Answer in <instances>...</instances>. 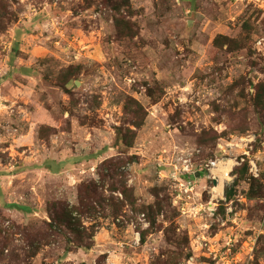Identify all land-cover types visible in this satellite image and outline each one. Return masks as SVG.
<instances>
[{"label":"rangeland","instance_id":"obj_1","mask_svg":"<svg viewBox=\"0 0 264 264\" xmlns=\"http://www.w3.org/2000/svg\"><path fill=\"white\" fill-rule=\"evenodd\" d=\"M127 1L0 0V229H38L94 182L92 247L62 238L29 264H264V0Z\"/></svg>","mask_w":264,"mask_h":264},{"label":"trees","instance_id":"obj_2","mask_svg":"<svg viewBox=\"0 0 264 264\" xmlns=\"http://www.w3.org/2000/svg\"><path fill=\"white\" fill-rule=\"evenodd\" d=\"M125 5L128 1L125 0ZM259 106L264 109V101L261 98H257ZM139 126L140 124H136ZM127 147H130L127 145ZM127 163L121 159H116L109 161L104 164L102 168L107 171L106 176H118V169L121 165ZM110 173V174H109ZM102 174V177H106ZM100 187L94 182H89L82 184L78 188V204L73 207H68L64 202L54 203L51 205L48 214L50 217V222H43L42 226L37 229L36 226H12L11 232L7 229H0V256L3 251L10 247L19 236V239L24 243V247L21 251L25 254L22 258L20 255H13L11 262L16 264H29V262L36 257L39 250L51 241H57L60 239H65L69 246L75 249H86L89 250L92 247L93 237H94V225L85 227L82 224L84 219H92L104 217L105 206L103 202L102 193L99 192ZM119 190L123 195L125 201L132 204V200L128 195V190L124 187L116 188L113 185L110 187V192H115ZM228 198L230 196L228 195ZM115 211L118 212L121 207L120 203H114ZM99 214V215H98ZM72 235V238H69ZM43 241L45 244H43ZM28 250L26 251V248ZM4 258H0L3 261Z\"/></svg>","mask_w":264,"mask_h":264},{"label":"built area","instance_id":"obj_3","mask_svg":"<svg viewBox=\"0 0 264 264\" xmlns=\"http://www.w3.org/2000/svg\"><path fill=\"white\" fill-rule=\"evenodd\" d=\"M219 163L217 161H212L209 163V165L206 167L209 173L208 179L213 184V187L216 183V176L213 175V170L217 168V165ZM179 165L180 168H174V172L171 174V179L175 181L176 183V189L179 191L176 195V199L179 201H186L188 199L190 194H192V191L194 189L193 186V180H191V177L194 176L195 172L197 171L194 166L188 161L185 160L184 157L179 159ZM254 167V166H252ZM184 177V178H183ZM209 205L212 207L214 206L212 203H209ZM209 211H212V208H207ZM183 210V207H182ZM214 212V210L212 211Z\"/></svg>","mask_w":264,"mask_h":264},{"label":"bare ground","instance_id":"obj_4","mask_svg":"<svg viewBox=\"0 0 264 264\" xmlns=\"http://www.w3.org/2000/svg\"><path fill=\"white\" fill-rule=\"evenodd\" d=\"M228 170H229L228 168H225L216 177L217 180H216V183H215L214 188H213L214 198H218L222 194V190L224 187L223 182H224V178L228 177V175H227Z\"/></svg>","mask_w":264,"mask_h":264},{"label":"water","instance_id":"obj_5","mask_svg":"<svg viewBox=\"0 0 264 264\" xmlns=\"http://www.w3.org/2000/svg\"><path fill=\"white\" fill-rule=\"evenodd\" d=\"M196 177H199V174L198 173L196 174Z\"/></svg>","mask_w":264,"mask_h":264}]
</instances>
